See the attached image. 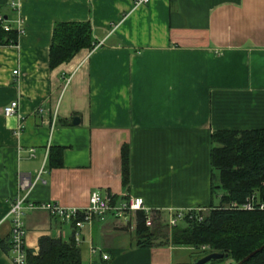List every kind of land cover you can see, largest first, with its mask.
Instances as JSON below:
<instances>
[{
	"label": "crops",
	"instance_id": "0c3cea01",
	"mask_svg": "<svg viewBox=\"0 0 264 264\" xmlns=\"http://www.w3.org/2000/svg\"><path fill=\"white\" fill-rule=\"evenodd\" d=\"M0 16L11 28L18 16L25 23L16 44L0 45V264H14L6 214L17 197L33 254L40 236L69 242L74 228L29 204L80 208L98 191L141 197L148 215L164 219L207 210L220 195L211 190L212 134L264 130V0H0ZM61 22L89 23L101 47L50 67ZM12 100L16 113L6 115ZM23 177L32 183L20 189ZM135 226V213L93 218L80 230L81 264L198 259L191 246L138 247Z\"/></svg>",
	"mask_w": 264,
	"mask_h": 264
},
{
	"label": "trees",
	"instance_id": "16d2710c",
	"mask_svg": "<svg viewBox=\"0 0 264 264\" xmlns=\"http://www.w3.org/2000/svg\"><path fill=\"white\" fill-rule=\"evenodd\" d=\"M2 22L0 20V45L16 44L17 29H4ZM86 47H92L89 23H56L49 53L50 67L68 61ZM121 160L123 182L127 184V144L122 146ZM210 163L211 190L212 194H220L219 202L212 204L205 213L199 209L188 212L184 217L188 225L184 228L178 225L170 227L158 211L150 216L144 210H137L135 234L138 247H151L155 240L196 249L202 245L209 246L212 252L227 254L226 258L232 261L228 264H235L264 243V210H243L231 205L244 204L257 190L260 198L264 199V130L214 132ZM148 218L150 225L147 224ZM0 246L6 249L3 240H0ZM220 260H212L209 264ZM26 264H81L80 248L74 237L66 242L43 235L38 239L36 254L27 250ZM243 264H264V249Z\"/></svg>",
	"mask_w": 264,
	"mask_h": 264
},
{
	"label": "built area",
	"instance_id": "2783aa9c",
	"mask_svg": "<svg viewBox=\"0 0 264 264\" xmlns=\"http://www.w3.org/2000/svg\"><path fill=\"white\" fill-rule=\"evenodd\" d=\"M149 0H134L135 4H145ZM19 6L18 2H11V7L17 8ZM0 20L3 21L2 16ZM4 29L11 28L9 25H3ZM18 34L24 32L25 23L22 17L18 16L15 22V26ZM102 42L93 45L92 50L101 47ZM17 70L13 71L16 74ZM70 78H66L65 82L68 83ZM17 101L12 100L7 105L4 106V113L6 115H12L16 113ZM21 130V125L18 126V131ZM30 156H34V150L30 149ZM40 173V172H39ZM39 173L34 180H40ZM32 181L30 178H22L20 180V189H25L31 185ZM233 207H237L243 210H264V199H261L259 193L253 192L247 199V202L238 206L236 203L231 204ZM230 206V205H229ZM27 207L35 208L41 207L49 211L50 215L53 217H58L66 222L73 225L74 228V239L76 243L80 242V230L85 224H91L93 218L98 217L100 219L105 218L107 215H112L115 218L127 219L128 215L135 213L137 210H144L143 200L141 197L137 196H125L123 198L112 199L109 195H102L98 191H93L89 195L88 204L84 207H74L67 208L59 205L57 202H49L47 204L34 205L29 204ZM24 199L17 197L6 214V218L10 220L11 230H10V249L12 254V259L14 264H26L27 250L25 248V229L23 226V215L25 212ZM195 209L188 210H178L170 212L167 217V223L170 227L176 226L178 222L184 221L185 215ZM197 210V209H196ZM202 210V209H199ZM102 260H108L109 255L105 252H101Z\"/></svg>",
	"mask_w": 264,
	"mask_h": 264
},
{
	"label": "water",
	"instance_id": "95a60500",
	"mask_svg": "<svg viewBox=\"0 0 264 264\" xmlns=\"http://www.w3.org/2000/svg\"><path fill=\"white\" fill-rule=\"evenodd\" d=\"M72 123L73 124H78L79 123V118L78 117H74L73 120H72ZM263 249H264V243L261 246H259L258 248L254 249L253 251L248 253L246 256H244L240 261H238L235 264H243V263H245L251 257H253L258 252L262 251ZM226 256H227V254H223L221 252H210V253L198 258V260L196 261V264H206V263H209L212 260H219V259H222V258H224Z\"/></svg>",
	"mask_w": 264,
	"mask_h": 264
},
{
	"label": "rangeland",
	"instance_id": "374dc122",
	"mask_svg": "<svg viewBox=\"0 0 264 264\" xmlns=\"http://www.w3.org/2000/svg\"><path fill=\"white\" fill-rule=\"evenodd\" d=\"M215 183L217 184L218 183V180H217V178L215 179ZM257 191H259V190H257ZM218 192H220V191H218ZM204 213L206 212V210H204L203 211ZM166 221H167V218L165 219ZM178 227H180V228H184V227H186L188 224L186 223V222H184V221H180V222H178ZM210 252H212L211 251V249L209 248V246H200V248H199V255H198V258H200V257H202V256H204V255H206V254H208V253H210ZM213 252H216V251H213ZM232 261L230 260V259H227L226 257L225 258H222L219 262H214V263H210V264H228V263H231ZM209 264V263H208Z\"/></svg>",
	"mask_w": 264,
	"mask_h": 264
}]
</instances>
